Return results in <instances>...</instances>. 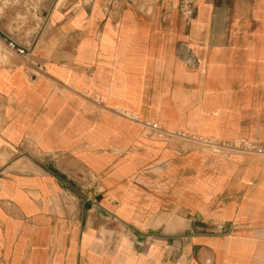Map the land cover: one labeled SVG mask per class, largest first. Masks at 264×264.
Listing matches in <instances>:
<instances>
[{
    "label": "crops",
    "instance_id": "1",
    "mask_svg": "<svg viewBox=\"0 0 264 264\" xmlns=\"http://www.w3.org/2000/svg\"><path fill=\"white\" fill-rule=\"evenodd\" d=\"M243 146L264 0H0V264H264Z\"/></svg>",
    "mask_w": 264,
    "mask_h": 264
},
{
    "label": "built area",
    "instance_id": "2",
    "mask_svg": "<svg viewBox=\"0 0 264 264\" xmlns=\"http://www.w3.org/2000/svg\"><path fill=\"white\" fill-rule=\"evenodd\" d=\"M11 49H15L19 55L21 56H25L26 55V51L23 49H18L16 48V46L13 43L9 44ZM153 130L157 131L159 130L157 125H152L150 126ZM216 147L221 148L224 146L221 145H216ZM243 152H247V153H258V154H263V150L256 148L255 146H243V148L241 149Z\"/></svg>",
    "mask_w": 264,
    "mask_h": 264
},
{
    "label": "rangeland",
    "instance_id": "3",
    "mask_svg": "<svg viewBox=\"0 0 264 264\" xmlns=\"http://www.w3.org/2000/svg\"><path fill=\"white\" fill-rule=\"evenodd\" d=\"M204 149L210 150V151H212V152H213V151H220V150H217V149H215V148H210V149H209V148H205V147H204Z\"/></svg>",
    "mask_w": 264,
    "mask_h": 264
}]
</instances>
